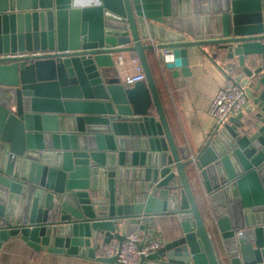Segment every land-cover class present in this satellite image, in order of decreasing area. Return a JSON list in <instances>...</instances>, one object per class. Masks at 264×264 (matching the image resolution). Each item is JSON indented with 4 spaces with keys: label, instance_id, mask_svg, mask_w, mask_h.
I'll use <instances>...</instances> for the list:
<instances>
[{
    "label": "water",
    "instance_id": "1",
    "mask_svg": "<svg viewBox=\"0 0 264 264\" xmlns=\"http://www.w3.org/2000/svg\"><path fill=\"white\" fill-rule=\"evenodd\" d=\"M189 46L254 96L195 153L175 140L148 56L168 49L156 62L187 74ZM33 51L47 53L0 58V248L20 235L97 258L174 217L179 235L141 264H264V0H0V53ZM118 53L146 78L127 85ZM127 180L144 184L140 201L122 202Z\"/></svg>",
    "mask_w": 264,
    "mask_h": 264
},
{
    "label": "crops",
    "instance_id": "2",
    "mask_svg": "<svg viewBox=\"0 0 264 264\" xmlns=\"http://www.w3.org/2000/svg\"><path fill=\"white\" fill-rule=\"evenodd\" d=\"M165 27L172 28L167 25ZM187 52L190 72L184 74L180 69L178 75L174 74L172 69H162L156 62L153 52H149L148 56L175 140L178 145L187 144L190 151L195 153L211 137L216 127L215 120L208 113V108L217 90L225 85L229 79L216 62L198 47L189 46ZM123 54L125 64L119 67L122 78L133 70L131 62L133 53ZM238 80L241 84L247 86L248 101L242 111L234 113L230 117H236L240 113L247 116L252 108L251 104L254 96L248 84V78L242 75L239 76ZM188 174L203 215L210 223V206L208 205V196L204 186L195 177L191 169ZM143 185V183L133 182L132 180L118 183V193L123 198L122 202L131 201L132 199L140 201L143 195L138 191L143 189ZM177 226L174 217H165L157 222L154 233L158 235L159 240L166 242L179 235ZM141 233L144 238V232L141 231ZM215 244L218 254L222 257L216 239ZM102 250L103 248L99 250L97 258L103 255ZM97 258L66 252H49L45 247L38 251L28 245L20 235L9 237L2 243L0 248V264H107Z\"/></svg>",
    "mask_w": 264,
    "mask_h": 264
},
{
    "label": "built area",
    "instance_id": "3",
    "mask_svg": "<svg viewBox=\"0 0 264 264\" xmlns=\"http://www.w3.org/2000/svg\"><path fill=\"white\" fill-rule=\"evenodd\" d=\"M154 42V40H152ZM47 52L33 51L23 53H0V58H9L17 56H36ZM164 54L165 61H171L172 56L168 49L158 50L156 49L155 58L159 61L161 55ZM116 64L121 67L125 64V56L123 53H118L115 56ZM131 62L133 64L132 72L126 74L123 77V81L127 85H133L134 83L144 80L146 78L144 68L137 55H131ZM159 65L163 68V65L159 62ZM239 81V80H238ZM247 86L234 81L229 80L225 85L220 87L214 95L211 104L208 108L209 115L215 120L216 125L223 124L229 117L242 111L248 96L246 92ZM206 195L208 196L207 192ZM143 236L140 229H136L126 234V239L123 242L117 240L106 245L102 254L107 257H116L117 260L114 264H141L142 256L148 255L152 251L158 249L162 245V241L157 238L146 243L143 247H140V242L143 241Z\"/></svg>",
    "mask_w": 264,
    "mask_h": 264
},
{
    "label": "trees",
    "instance_id": "4",
    "mask_svg": "<svg viewBox=\"0 0 264 264\" xmlns=\"http://www.w3.org/2000/svg\"><path fill=\"white\" fill-rule=\"evenodd\" d=\"M189 175V174H188ZM190 177V176H189ZM191 181V180H190ZM193 187V186H192ZM201 208V207H200ZM201 211H202V209H201ZM203 213V212H202Z\"/></svg>",
    "mask_w": 264,
    "mask_h": 264
}]
</instances>
